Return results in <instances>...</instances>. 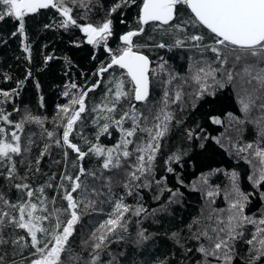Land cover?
Returning a JSON list of instances; mask_svg holds the SVG:
<instances>
[{"label": "trees", "instance_id": "1", "mask_svg": "<svg viewBox=\"0 0 264 264\" xmlns=\"http://www.w3.org/2000/svg\"><path fill=\"white\" fill-rule=\"evenodd\" d=\"M143 2L128 0L113 12L121 0H55L70 9L76 23L65 26L63 9L51 7L26 14L23 33L13 17L0 20V142L19 143L21 149L0 157V264H34L46 256L73 211L79 220L61 264H264V224L259 223L264 220V164L256 155L264 151V87L252 78L264 61L217 45L203 25L186 22L194 15L178 5L171 23H150L132 38L134 49L151 60L150 95L137 103L124 70L101 69L127 48L123 35L141 31ZM108 20L106 42L89 44L83 29ZM195 35L203 39H191ZM246 66L254 69L251 76L244 73ZM119 79L127 95L117 97ZM168 114L171 119L165 121ZM105 125L108 130L102 132ZM133 128L132 142L121 146L124 133ZM159 131L164 135L155 139ZM151 135V146L158 149L143 152ZM145 136L142 165L134 142ZM69 144L85 153L83 158ZM97 147L103 155L93 151ZM109 150L112 160L104 168ZM77 177L80 187L72 192ZM236 188L247 200L230 224ZM68 193L75 209L65 198ZM117 204L128 210L118 211ZM31 205L44 208L33 222L44 229L37 232L36 245L26 228L16 227L32 223ZM116 218L119 226L113 229L107 221ZM219 241L227 246L216 256L199 251L214 249Z\"/></svg>", "mask_w": 264, "mask_h": 264}, {"label": "snow or ice", "instance_id": "2", "mask_svg": "<svg viewBox=\"0 0 264 264\" xmlns=\"http://www.w3.org/2000/svg\"><path fill=\"white\" fill-rule=\"evenodd\" d=\"M134 2V0H133ZM128 0H121V3L115 5L112 8V11L115 12L117 8L121 7V4H127ZM0 4L4 5L6 8L5 11H0V20L5 18V15L8 17H13L14 19L19 21L18 28L20 33L24 31V16L29 13H35L38 9L53 7V8H62L63 15L68 17V21L65 22V26H67V22H71L75 24V20H72L69 15L70 9L64 8L62 4L54 3V0H0ZM178 5L186 6L191 10V13L194 14V20L186 21L191 23H199L203 25L205 28L209 30L211 34H214V40L217 45H222L227 47L228 45L234 46L235 48H239L242 52L251 55L253 57H258L261 61H264V0H144L141 22L143 24H147L149 21H160L162 24H168L171 20L175 18L176 10ZM111 24L112 21L108 20L103 23L102 26L93 27L89 25L84 28L83 31L87 34L88 43L98 45L101 41H105L107 36L111 35ZM137 35V32H128L127 35L122 37L123 41L127 48H125L119 56H113L111 60V65H118L121 69H125L128 77L134 85V98L137 101H146L149 95V60L146 56L138 54L133 51L131 45L133 43L132 37ZM191 39L200 41L203 39L200 35L192 36ZM179 43V41H178ZM159 47H164L163 44H160ZM27 51V49H25ZM213 52H216L219 55V49L217 47H212ZM241 56H236V60H240ZM223 63H227V60H224ZM106 69H101V71H105ZM251 66L244 67V73L247 75H252ZM202 71V69H201ZM260 82L261 86L264 87V68H260L256 75L252 77ZM197 81H199L200 77H196ZM227 79L231 81L233 79L231 74H228ZM251 81H249L250 83ZM7 95V94H5ZM121 95H127L122 91L117 92V97ZM177 99H179V93H177ZM76 103L77 101H73ZM80 109L79 112L84 111V101L80 99L79 101ZM243 103V101H242ZM112 109H109L111 111ZM244 110H248V104H244ZM66 111V110H65ZM163 111V110H162ZM79 112L75 114L73 120L79 117ZM5 120L7 117L4 118ZM135 121V117H133ZM159 119V117H157ZM170 114L164 116V120H170ZM215 123H219V120L214 119ZM120 121H117L119 124ZM17 128H20L21 125L17 124ZM159 127V125H157ZM70 131L72 128V122L70 121L67 126ZM107 125H105L101 131L106 132ZM3 129H0L2 132ZM69 131H65L63 135V140L65 143L69 142ZM151 134V130H148ZM164 131H166V126ZM164 131H159L155 134V139L162 137L164 135ZM135 128L131 131H126L124 133L125 137H131L134 135ZM12 138L16 141H19V137L15 132L12 133ZM124 143H128L125 139ZM69 147L73 148L80 154V157L83 158L85 153L80 152V149L74 145L69 144ZM247 147H251L248 145ZM151 151H155L158 149V145L153 148L151 145L149 146ZM21 151L19 143L13 145L11 143L0 142V157L10 158V153H19ZM93 151L98 155H103L104 150L97 147L93 149ZM243 151V149H241ZM108 160L104 163L103 167L108 168L109 164L112 160V152L108 151ZM124 155L127 156L128 153L124 152ZM256 155L261 158L262 164H264V151H257ZM153 157L149 156V160ZM141 160L144 159L143 156L140 157ZM171 171V169H169ZM235 177V173H233ZM69 180H72V177H68ZM79 178H76L75 185L71 189L74 192L77 188L80 187L78 182ZM260 180H264V170H262L260 175ZM26 187V186H25ZM237 196L242 197L243 200H247V196H245L242 192L239 191L238 188L235 189ZM29 196L32 195L31 192L28 193ZM65 198L69 202V206L72 209L77 207V203L73 199V196L68 193ZM238 203H233L232 208H237ZM243 204L239 203L240 209L243 208ZM26 207V206H25ZM33 211H35L36 206L31 205ZM117 210L119 211L123 208L124 211H127V207L122 204L116 205ZM139 211V210H138ZM21 212L23 213V208H21ZM7 215V213H5ZM29 216H32V212L28 213ZM36 219H39L38 217ZM234 219L230 217V221ZM241 219L248 221L250 223H255V221L250 220V218L242 216ZM79 216L75 211L71 213V219L67 221L66 227L63 228L62 234L55 235V246L51 248V250L44 256L42 259H38L34 261V264H61L60 256L64 251V247L72 234L74 225L78 222ZM21 221H23V215H21ZM2 223V221H0ZM109 225L115 229L119 226V218L111 219L107 221ZM260 224H264V220L259 221ZM19 227L26 228L28 232L31 234L32 243L36 245L39 243L37 240V232L44 231V229L38 228L35 224L28 222L19 223ZM234 231V229L232 230ZM230 239H234V236H229ZM101 241L104 239L103 236L99 238ZM251 243V241H249ZM262 249H264V241H261ZM227 246V241H219L215 242L214 249H206L201 247L199 249L205 257L212 255L216 256L217 251L222 247ZM97 248L100 247L99 244L96 245ZM41 251V249L37 248V252ZM261 254H264L262 251ZM219 259V257H217ZM225 261L230 260V256L228 253L224 255ZM205 264L207 261L205 260Z\"/></svg>", "mask_w": 264, "mask_h": 264}, {"label": "rangeland", "instance_id": "3", "mask_svg": "<svg viewBox=\"0 0 264 264\" xmlns=\"http://www.w3.org/2000/svg\"><path fill=\"white\" fill-rule=\"evenodd\" d=\"M3 8V11H5L6 12V8H5V6H3L2 7ZM219 46H221V45H219ZM116 85L118 86L116 89H117V92L118 91H122V92H124V93H126V91L124 90V82H123V80H118L117 82H116ZM96 110H98V109H96ZM140 118V117H139ZM132 120H130V123L133 125V123L131 122ZM145 135V134H144ZM127 140L128 141V143H124V140ZM132 140H133V136H131V137H125V135H123V139H122V144H121V146L122 145H124V146H127L128 144H130L131 142H132ZM146 140V143H147V139H146V136H145V139H143V141H141L140 143L139 142H137V141H135L134 142V147H135V149H136V151L137 152H139L140 153V157L141 156H143V154L140 152V150H142V145H143V142ZM149 140V143L144 147V149H143V152H144V150H146V149H148L149 148V146L150 145H153V141H152V135L150 136V138L148 139ZM145 161H146V158H144L143 160H141L140 159V164H142L143 165V163H145ZM205 190L206 191H208V192H210L211 193V190H209V186H207V188L205 187ZM210 199L211 200H214V198H213V196L211 195L210 196ZM239 201V203H242L243 205H244V200H243V198L242 197H236V199L232 202V204L233 203H237ZM239 203H238V206H237V208H234L235 209V211H234V219H232L231 221H230V219H229V222H230V224L231 223H233L234 222V220L236 219V213H238V209L240 208L239 207ZM43 211H44V208H41V209H35V211H31L32 212V216H35V217H38V218H40V216H41V214L43 213ZM242 211V209H240V213H242L241 212ZM32 216H30L29 218L32 220V223L33 222H35L36 220V218H33ZM44 256H42L41 258H39V259H42Z\"/></svg>", "mask_w": 264, "mask_h": 264}, {"label": "water", "instance_id": "4", "mask_svg": "<svg viewBox=\"0 0 264 264\" xmlns=\"http://www.w3.org/2000/svg\"><path fill=\"white\" fill-rule=\"evenodd\" d=\"M54 3H55V0H54ZM48 8H51V7H48ZM48 8H43V9H38L35 13H29V14H36V13H38L39 11H41V10H46V9H48ZM142 8H143V6H142ZM142 8H141V15H142ZM190 10V9H189ZM191 11V10H190ZM193 14V13H192ZM194 15V14H193ZM175 19V18H174ZM173 19V20H174ZM173 20H171L169 23H171ZM140 21H141V16H140ZM153 22H156V23H160V24H162L160 21H149L147 24H143L142 22H141V24H142V29H141V31H139V32H137V35H140L141 33H143L144 31H145V29H146V26L148 25V24H150V23H153ZM168 23V24H169ZM163 25H167V24H163ZM125 35H127V34H125ZM124 36V35H123ZM122 36V37H123ZM122 37H121V41H122V43L123 44H125V42L123 41V39H122ZM133 38V37H132ZM126 45V44H125ZM127 47H128V45H127ZM131 47H132V49H133V51L134 52H136V53H138V54H141V55H144V56H146L147 58H148V60H149V72H148V76H149V95H150V88H151V80H150V71H151V60H150V58L146 55V54H144V53H142V52H138V51H136L135 49H134V45H133V43H132V45H131ZM111 64V63H110ZM110 64H108L107 65V67L105 68L106 70L104 71V72H106V71H108L110 68H113V67H118V68H120L118 65H111V67H109V65ZM121 69V68H120ZM122 70H124L125 72H126V70L125 69H122ZM149 95H148V97H149ZM135 99V98H134ZM148 99V98H147ZM137 103H141V102H144V101H137V100H135Z\"/></svg>", "mask_w": 264, "mask_h": 264}, {"label": "bare ground", "instance_id": "5", "mask_svg": "<svg viewBox=\"0 0 264 264\" xmlns=\"http://www.w3.org/2000/svg\"><path fill=\"white\" fill-rule=\"evenodd\" d=\"M122 44V43H121ZM229 73V72H228ZM231 73H232V71H231ZM2 82V81H1ZM73 82V81H72ZM71 86V85H70ZM66 87V86H65ZM71 88H72V86H71ZM68 90V89H67ZM63 96V95H62ZM249 97H251V96H249ZM250 164V163H249ZM126 180H124V182H125ZM124 182H122V183H124ZM126 184V183H125ZM55 205H56V203H55ZM60 205V204H59ZM8 217H9V215H8ZM8 219V218H7ZM5 222H8V221H5ZM18 225V224H17ZM2 226H3V224H2ZM1 226V227H2ZM5 226H7V225H5ZM16 227H19V226H16ZM14 228V227H13ZM0 230H2V229H0ZM5 230H6V228H5ZM28 243V242H27ZM32 243V242H31Z\"/></svg>", "mask_w": 264, "mask_h": 264}]
</instances>
